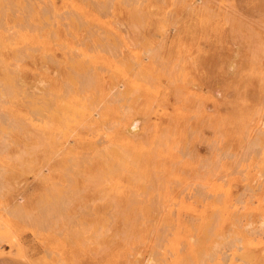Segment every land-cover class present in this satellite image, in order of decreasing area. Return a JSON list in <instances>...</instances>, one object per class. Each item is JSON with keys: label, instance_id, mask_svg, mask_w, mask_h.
Masks as SVG:
<instances>
[{"label": "rangeland", "instance_id": "obj_1", "mask_svg": "<svg viewBox=\"0 0 264 264\" xmlns=\"http://www.w3.org/2000/svg\"><path fill=\"white\" fill-rule=\"evenodd\" d=\"M0 96L3 261L264 264V0H0Z\"/></svg>", "mask_w": 264, "mask_h": 264}, {"label": "bare ground", "instance_id": "obj_2", "mask_svg": "<svg viewBox=\"0 0 264 264\" xmlns=\"http://www.w3.org/2000/svg\"><path fill=\"white\" fill-rule=\"evenodd\" d=\"M132 16V15H131ZM5 36V35H4ZM7 38V37H6ZM113 46V45H112ZM106 51V50H105ZM106 53V52H105ZM144 58V57H143ZM129 61V60H128ZM133 61V60H132ZM133 68V67H132ZM74 76V75H73ZM82 77V76H81ZM14 82V81H13ZM73 84V83H72ZM19 86V85H18ZM69 92V91H68ZM24 96V95H23ZM126 96H127V94H126ZM1 97V96H0ZM45 97V96H44ZM36 103V102H35ZM41 105V104H40ZM87 108V107H86ZM40 109H41V107H40ZM39 113H40V110H39ZM94 113V112H93ZM42 115V114H41ZM2 121V120H1ZM134 121V120H133ZM49 122V121H48ZM62 122V121H61ZM137 122L136 121H134V122H132L131 123V125H130V129L132 130V131H134L135 129H136V124ZM130 130V131H131ZM99 138V137H98ZM96 142V141H95ZM92 148V147H91ZM113 149V148H112ZM116 152L118 153L119 151H117L116 150ZM122 153H124V152H122ZM120 154H121V151H120ZM118 155V154H117ZM123 155H124V157H123ZM119 156V155H118ZM125 154H122V157H121V159H124L125 158ZM127 157V156H126ZM123 161H125V160H123ZM110 166V165H109ZM111 169V168H110ZM157 245V244H156Z\"/></svg>", "mask_w": 264, "mask_h": 264}, {"label": "crops", "instance_id": "obj_3", "mask_svg": "<svg viewBox=\"0 0 264 264\" xmlns=\"http://www.w3.org/2000/svg\"><path fill=\"white\" fill-rule=\"evenodd\" d=\"M0 264H12V263L7 262V261H3L2 259H0Z\"/></svg>", "mask_w": 264, "mask_h": 264}]
</instances>
